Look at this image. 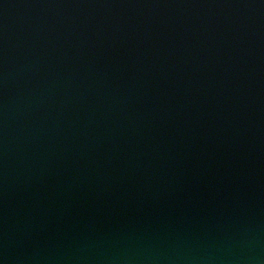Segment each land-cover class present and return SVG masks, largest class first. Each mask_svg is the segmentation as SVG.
Wrapping results in <instances>:
<instances>
[{
	"label": "water",
	"instance_id": "obj_1",
	"mask_svg": "<svg viewBox=\"0 0 264 264\" xmlns=\"http://www.w3.org/2000/svg\"><path fill=\"white\" fill-rule=\"evenodd\" d=\"M0 264H264V0H0Z\"/></svg>",
	"mask_w": 264,
	"mask_h": 264
}]
</instances>
